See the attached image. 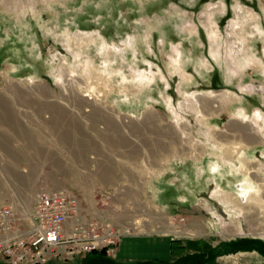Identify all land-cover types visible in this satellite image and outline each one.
<instances>
[{"label": "rangeland", "instance_id": "1", "mask_svg": "<svg viewBox=\"0 0 264 264\" xmlns=\"http://www.w3.org/2000/svg\"><path fill=\"white\" fill-rule=\"evenodd\" d=\"M193 96L219 113L202 118ZM257 111L264 117V0H0V205L65 187L89 217L133 223L114 254L45 264H264V204L250 217L226 209L199 168L222 153L215 134L243 146L242 124L261 140L251 165L264 169ZM223 182L230 193L240 183ZM130 239L140 250L120 258ZM154 241L162 250L146 254ZM0 264L13 263L0 253Z\"/></svg>", "mask_w": 264, "mask_h": 264}, {"label": "built area", "instance_id": "2", "mask_svg": "<svg viewBox=\"0 0 264 264\" xmlns=\"http://www.w3.org/2000/svg\"><path fill=\"white\" fill-rule=\"evenodd\" d=\"M132 231L133 223L89 217L83 200L65 187L38 188L30 206L23 197L0 205V253L13 264H45L64 254H114Z\"/></svg>", "mask_w": 264, "mask_h": 264}, {"label": "bare ground", "instance_id": "3", "mask_svg": "<svg viewBox=\"0 0 264 264\" xmlns=\"http://www.w3.org/2000/svg\"><path fill=\"white\" fill-rule=\"evenodd\" d=\"M88 63L90 64V66H92V64L90 62H88ZM90 66L86 67L87 73L89 72L88 69L90 68ZM105 73L107 76L111 75L107 71H105ZM60 78H61V81L59 83L61 84L60 87L62 88L64 95L69 94V96H72L74 93L73 92L74 88L72 90L70 88H71V83H74L73 77H71L67 71L63 70L61 75H60ZM123 80L126 82L128 79L125 77V78H123ZM137 81L140 82V86H143L144 88L149 87L150 81L153 82V80L151 78H148L145 75L141 76ZM69 84H70V86H67ZM89 92H91V91H89ZM98 94H100V93H96V95H98ZM195 96H193L192 99L196 103V106H198V105L200 106V108L199 109L197 108L196 111H198L201 114L202 118L203 117L204 118L209 117L210 115L213 116V115L219 113V110H216L215 107H213L209 102L208 103L200 102L199 99H195ZM84 97L86 99H88V101H94V97H96L95 92H93L92 94L89 93L87 95H84ZM196 98H198V96H196ZM202 98H204V97H202ZM191 106H193V105H191ZM196 106L194 108H196ZM221 108H222V105H221ZM94 111H95L94 109H91V111H89V112H91V115H94ZM150 113H151V110L145 112L144 119H146V125H148V123L150 122V116H151ZM104 116L106 117V114H102L100 116V118H103ZM242 116L245 119H248V114L246 112H243ZM249 119H250V117H249ZM260 120L262 122H264V117L262 114H260L257 111L255 116L253 117L252 121H253V123H255V125L259 126ZM180 127H181V125H180ZM184 127L186 128V126H184ZM235 128L238 132H240L242 134L240 136V138L235 139V141L236 142L241 141L240 143H242L243 146L240 149H235L234 146L231 145L232 139H231V136L229 138V135L227 137H224L223 139H220V137H217L216 136L217 134H215L214 136L212 135L215 142L220 143L219 145H221V144L223 145V149L221 150L222 153H219V152L214 153L211 151L209 153L208 164L205 165V163H204V166L203 167L201 166L199 168H200V174L201 175H208L209 177L212 178V181H214V183L216 185L214 197L217 198L218 201L222 205H224V207L226 209L235 210V211L241 210L244 212V214H243V215H245L244 217H247V216H249V213H251L249 211L251 209V205H255V204L261 205V203H262V205L264 204V176H263L264 175V169H260L259 171L256 170L259 163L258 164L255 163V165H251V164H254L253 160H251L252 159L251 156H253V154H254V151L252 150V146L259 144V142L261 140H260L259 136H257V134L255 133V131L252 130V127H249L246 125L242 126V124H237ZM260 128H261V126H260ZM131 130H133V129H131ZM259 132H260V130H259ZM168 135H169V133H168ZM185 135H186V137L188 136L187 134H185ZM171 136H173V134ZM218 143H216V144H218ZM212 146H213V144H212ZM255 173H256V175H255ZM230 176L234 177V178L236 177L240 181V183L237 186H235L236 189H234L232 187L233 183L229 182V186L232 189V193H230L229 191H226L227 189L224 187V184H223L224 183L223 181L229 180ZM199 177H200V175H199ZM33 199L30 202H27V204H29V206L31 205V202L33 201ZM253 210L257 211V209H254V208H253ZM260 210H262V209H260ZM256 214L259 215L258 213H256ZM254 217H256V216H254ZM253 218H252V221H253ZM249 220H251V219L249 218ZM262 234H263L262 236H264V233H262Z\"/></svg>", "mask_w": 264, "mask_h": 264}, {"label": "crops", "instance_id": "4", "mask_svg": "<svg viewBox=\"0 0 264 264\" xmlns=\"http://www.w3.org/2000/svg\"><path fill=\"white\" fill-rule=\"evenodd\" d=\"M161 241H154L150 243H146V247H143L146 254H155L159 251H161L162 247L160 244ZM141 243L139 242H133V239L131 240H123L120 244V251L118 250V255L120 258H127V259H133V253L137 252V250H140ZM134 246V247H133ZM136 250V251H135ZM142 251V250H141ZM145 255V254H143ZM136 256V255H135ZM87 262V261H86Z\"/></svg>", "mask_w": 264, "mask_h": 264}, {"label": "trees", "instance_id": "5", "mask_svg": "<svg viewBox=\"0 0 264 264\" xmlns=\"http://www.w3.org/2000/svg\"><path fill=\"white\" fill-rule=\"evenodd\" d=\"M100 254H101V255H105V252H101Z\"/></svg>", "mask_w": 264, "mask_h": 264}]
</instances>
